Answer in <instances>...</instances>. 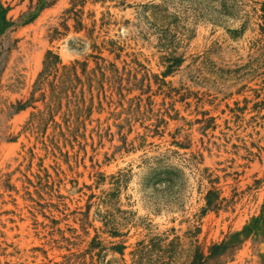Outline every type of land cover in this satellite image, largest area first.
<instances>
[{
	"label": "rangeland",
	"instance_id": "rangeland-1",
	"mask_svg": "<svg viewBox=\"0 0 264 264\" xmlns=\"http://www.w3.org/2000/svg\"><path fill=\"white\" fill-rule=\"evenodd\" d=\"M0 4V264H192L262 215L264 0Z\"/></svg>",
	"mask_w": 264,
	"mask_h": 264
},
{
	"label": "trees",
	"instance_id": "trees-1",
	"mask_svg": "<svg viewBox=\"0 0 264 264\" xmlns=\"http://www.w3.org/2000/svg\"><path fill=\"white\" fill-rule=\"evenodd\" d=\"M262 6H263L262 11L264 12V4ZM7 13H8V9L4 8L0 4V36H3L7 32V30L12 26V23L7 19ZM174 63L178 65L180 61H175ZM59 66H60L59 57L57 55H54L52 52H49L46 55L44 75L49 77L53 72H55L56 75L58 76ZM170 69H172V67ZM25 107L26 105L20 106L17 109V111H22L24 110ZM218 197H220L218 192L215 191L208 192L206 197L207 204H206L205 212L219 210V205L217 204V201L219 200ZM261 225H264V206L262 210V215L256 220H254L251 225L246 226L242 232L232 235L228 243L213 245L209 249V256L204 257L203 254L196 253L192 264H204L206 260L218 257L219 255L224 253L229 248V246L235 245V241L239 240L241 237L244 238L249 237L250 234L258 230L261 227ZM120 249L122 252L126 249V247L123 246L120 247L119 250Z\"/></svg>",
	"mask_w": 264,
	"mask_h": 264
}]
</instances>
